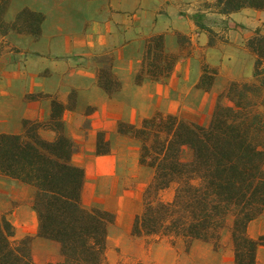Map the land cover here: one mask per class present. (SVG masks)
<instances>
[{
    "label": "trees",
    "instance_id": "1",
    "mask_svg": "<svg viewBox=\"0 0 264 264\" xmlns=\"http://www.w3.org/2000/svg\"><path fill=\"white\" fill-rule=\"evenodd\" d=\"M9 1L0 0L2 34L38 36L40 13L23 10L13 23L2 21ZM211 8L222 16L247 8L264 11V0H214ZM195 20L201 30L212 33L200 22L201 15ZM247 47L255 56L252 79L229 83L207 125L161 113L144 118L139 125L118 122L117 133L139 144L138 164L152 171L142 209L133 220L132 236L186 246L199 241L219 250L227 230L234 264H258L264 236L252 238L248 227L264 212V36L253 37ZM177 58L165 52L163 36L149 37L136 83L169 76ZM215 75V69L203 65L197 88L208 91ZM98 85L108 95L120 88L106 69L99 71ZM222 98L230 104L223 105ZM71 106L52 99L47 121L24 119L20 133H0V176L34 188L31 208L38 220L37 236L60 245L61 261L47 264H103L108 229L115 217L108 210L82 206L85 172L72 163L74 144L64 135L62 121L64 110ZM46 131L53 137H44ZM184 148L192 153L187 162L181 159ZM108 152V141L99 132L96 154ZM166 191H171L168 200L162 198ZM0 264H37L32 238L16 239L4 213H0Z\"/></svg>",
    "mask_w": 264,
    "mask_h": 264
},
{
    "label": "crops",
    "instance_id": "2",
    "mask_svg": "<svg viewBox=\"0 0 264 264\" xmlns=\"http://www.w3.org/2000/svg\"><path fill=\"white\" fill-rule=\"evenodd\" d=\"M213 3L214 0H10L2 14L4 23H13L23 10L42 14L43 21L38 36L0 31V105L7 107L1 109L3 118L16 120L17 127L12 132L16 134L21 132L24 119L47 121L52 99L71 104L62 114L63 130L74 144L72 163L81 168L85 166L75 160V151H86L96 160L100 157L96 154L97 134L104 133L112 148L120 138L118 122L139 125L156 113L179 117L180 105L193 100L195 112L199 115L203 111V117L211 119L219 96L231 81L252 79L255 56L247 43L257 35L264 36V11L247 8L222 16L213 12ZM196 15L202 16L200 22L211 34L200 29ZM156 35L163 36L165 52L178 58L169 76L159 81L145 78L137 84L145 42ZM203 65L216 71L208 91L197 88ZM101 69L109 70L120 83L112 95L98 85ZM30 95L41 97L26 100ZM221 102L230 104L226 98ZM42 134L53 137L52 132ZM11 181L28 193L21 198L12 191L10 196V200L27 203L12 214L15 232H20V238L33 237L32 256L37 264L61 261L60 245L37 236L38 220L31 208L34 188ZM82 206L87 208L83 190ZM21 211L34 222L29 230L16 229V217ZM229 238L227 233L226 241Z\"/></svg>",
    "mask_w": 264,
    "mask_h": 264
},
{
    "label": "rangeland",
    "instance_id": "3",
    "mask_svg": "<svg viewBox=\"0 0 264 264\" xmlns=\"http://www.w3.org/2000/svg\"><path fill=\"white\" fill-rule=\"evenodd\" d=\"M194 102L195 100L180 105L179 117L183 115L185 118L182 119L186 121L207 125L210 118H204L203 111L198 115ZM3 108L7 109L6 106L0 105V133H12L17 127L16 120L3 118ZM117 136L120 138L114 142L112 148L109 146V152L97 156L96 160L92 156L88 157L89 153L86 151H75V160L85 166L83 201L86 207L108 210L115 217L114 224L108 229L106 259L103 264H234L230 238L226 241L227 230L222 233L219 250H214L210 243L199 241L190 246L182 242L173 245L165 239H147L131 235L133 220L142 209L143 193L151 179L152 171L138 164L139 144L132 139L129 141L128 137ZM103 147L101 145V148ZM191 156L189 148L182 150V161H189ZM12 191L21 198L28 196V193L19 189L11 179L0 176V213L6 214L8 219L14 222L13 212L18 207H25L27 203L26 200H10ZM170 197L171 191L162 195L164 200ZM22 211L16 217L19 225L16 229L21 231L24 227L29 230L34 222ZM248 234L255 239L264 236V212L249 225ZM15 238L20 239V232H15ZM31 238L33 241V237ZM262 251L264 246L259 248V254L257 252L258 264H264Z\"/></svg>",
    "mask_w": 264,
    "mask_h": 264
}]
</instances>
